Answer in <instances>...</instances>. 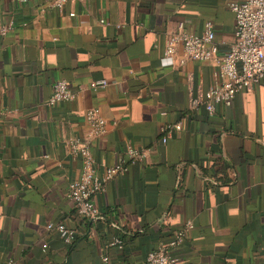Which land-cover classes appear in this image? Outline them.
I'll return each mask as SVG.
<instances>
[{
    "label": "crops",
    "instance_id": "crops-1",
    "mask_svg": "<svg viewBox=\"0 0 264 264\" xmlns=\"http://www.w3.org/2000/svg\"><path fill=\"white\" fill-rule=\"evenodd\" d=\"M241 1L83 0L62 12L46 0L0 1V30L12 24L0 34V264H103V253L110 264H148L188 222L171 250L178 264H264V83L212 116L191 112L215 67L181 63V47L165 55L181 27L200 35L207 21L226 53L229 4ZM58 81L76 98L51 107ZM92 109L108 123L100 138L87 124ZM180 122L164 143L162 128ZM73 139L90 144L99 176L128 148L147 152L95 198L97 218H81L68 199L83 167ZM60 222L78 231L74 243L47 228ZM115 238L123 248H108Z\"/></svg>",
    "mask_w": 264,
    "mask_h": 264
},
{
    "label": "built area",
    "instance_id": "built-area-1",
    "mask_svg": "<svg viewBox=\"0 0 264 264\" xmlns=\"http://www.w3.org/2000/svg\"><path fill=\"white\" fill-rule=\"evenodd\" d=\"M1 1V0H0ZM13 3L26 4L32 0H9ZM52 8L62 12L66 5L72 1L83 0H46ZM229 10L235 18L234 40L229 50L222 54L217 40L214 25L207 21L202 34L180 30L170 36L166 43L165 55L175 57L178 48L183 50V60L212 64L215 67L214 81L203 97L192 99L190 111L196 112L204 108L209 115L215 113L219 105L231 106L239 92L251 90L254 86L264 83V0H243L229 4ZM71 16H74L72 13ZM105 23L104 21H101ZM12 28V24L4 26L0 34L5 36ZM108 81L102 80L92 84L95 90L106 88ZM76 98L66 81H58L53 86V92L48 100V105L53 107L65 102H71ZM87 124L94 138H100L107 133L108 123L96 109L87 114ZM183 123L168 125L162 128L168 141V134L175 130L181 131ZM71 152L82 159V172L80 178L70 184L68 199L71 201L73 210L78 216L85 219H93L100 216V210L96 205L95 198L106 192L107 185L118 175L127 172L130 164L145 163L146 151H138L128 148L126 158L116 164L104 168L102 176H99L96 161L91 152L90 144L79 139H73L68 143ZM192 223L188 222L186 228L177 233L172 239L161 241L148 255V264H178V260L171 254V250L178 247L192 229ZM50 231L58 232L66 244L75 242L79 233L65 222L50 223L47 227ZM124 242L115 238L109 243L108 248H123ZM47 248V245H44ZM103 264H110L108 254L101 256ZM8 264H16L10 260Z\"/></svg>",
    "mask_w": 264,
    "mask_h": 264
},
{
    "label": "trees",
    "instance_id": "trees-1",
    "mask_svg": "<svg viewBox=\"0 0 264 264\" xmlns=\"http://www.w3.org/2000/svg\"><path fill=\"white\" fill-rule=\"evenodd\" d=\"M122 240H123V242H124V245H125V241H124V239L122 238ZM76 241V240H75Z\"/></svg>",
    "mask_w": 264,
    "mask_h": 264
}]
</instances>
